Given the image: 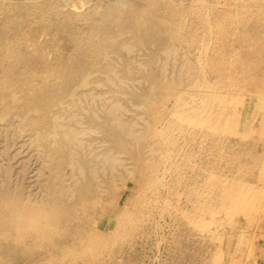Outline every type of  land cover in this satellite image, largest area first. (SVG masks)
I'll return each mask as SVG.
<instances>
[{"label":"rangeland","instance_id":"obj_1","mask_svg":"<svg viewBox=\"0 0 264 264\" xmlns=\"http://www.w3.org/2000/svg\"><path fill=\"white\" fill-rule=\"evenodd\" d=\"M39 1L0 0V17ZM232 1L160 0L157 17L177 5L161 32L175 54L159 44L90 61L44 140L25 85L45 86L55 65L63 81L81 56L69 31L56 42L38 23L25 32L31 61L0 62V264H264V0Z\"/></svg>","mask_w":264,"mask_h":264},{"label":"bare ground","instance_id":"obj_2","mask_svg":"<svg viewBox=\"0 0 264 264\" xmlns=\"http://www.w3.org/2000/svg\"><path fill=\"white\" fill-rule=\"evenodd\" d=\"M132 1L133 0H124V2H122L120 4H116V3L99 2L97 0H71V3L69 1L68 2L70 3L69 5L72 7V11L68 12V13H62V12L57 11L55 9V4H54L53 0H43V1L36 2V3H26L22 6L23 7L22 10L20 9L19 12H17V11L12 12V13L8 12L6 14L5 18L0 17V20L4 19L0 23V62L8 61L11 65V67L18 69L19 65L21 66L23 63H29L31 61L32 58H31V55L29 53V48H30V46H35V39L32 38V40H30V43H28V42H26L24 35H25V32L27 30H31L33 28L34 23H38L44 29H47V30L53 32V41L54 42H56L59 32L69 31L71 36H72V39H73V41L77 47V51L79 52V54L81 56L78 58L74 57V63L75 64L73 65L72 68H70V70L68 72V76L64 77L63 81H61L59 83L55 81V79L58 77L57 74H60V70H59L60 68L58 67V65H55V66H49L48 67V70L46 73L47 77L44 78V82L41 83V84H44L45 86H41V87L36 86L37 83H35L32 80L27 81V83L25 85V87L27 89H24L23 91H25V93L29 95V99L23 100L22 105L24 108L29 110V112L31 111V109L39 112L37 116L33 117L32 120H30V123L37 129L38 132L41 133L40 138L42 140H44L46 138L48 128H51L52 126L56 127V129L59 128V121L60 120L59 119H57L59 121L56 120V113L52 112L53 106L58 105L59 110L62 111L65 109L67 102H71V104H72L80 96V93L78 91V87L80 84L74 83L72 81L73 76L75 74H78L81 69L87 68L86 65H88L90 61L92 62V60H96V58H106L112 62L118 61L121 59H123L127 62H130L131 60H133V57L129 56V58L126 59L127 56L125 55V53L134 54V51H136L138 48H147V47L152 46V45L158 46L159 44L162 45V47L166 50L167 53L171 54L175 51V48L173 45H171V47H170L169 44H162L161 43V32H164L163 34H165V33L170 34L171 31L173 29H175L174 27L176 25L174 26V24H173L174 22H172V19H173L172 17H176L175 15H176L177 10H175V7L177 5L174 7V9H173V7H171L172 5L170 6V8L166 7V5H165V8H169V12H170L169 17L167 16L168 18H161V17H157L156 14L154 13V10L156 8H158V6H160V0H146L148 2V4L145 6H138V5H136V3H133ZM166 1L168 4H173L172 2L171 3L169 2L171 0H165V3H166ZM230 1L231 0H229V2ZM246 1L259 2V0H246ZM138 2H137V4H139ZM85 3H91V4L85 10H82L81 7ZM177 9H179V7ZM180 10H182V9L180 8ZM207 13H208V11H207ZM205 17L208 18L207 14L205 15ZM230 17L232 18L231 15H230ZM234 18H232V19H234ZM237 18H239V17H237ZM234 20H233V22H234ZM239 20H241V18ZM231 21L232 20H230L229 23ZM237 22H238V20H237ZM179 23H178V25H179ZM176 24H177V22H176ZM236 25L233 27L234 28L237 27ZM227 26H228V24H227ZM245 27H246V25H245ZM184 28H185V26H184ZM220 28H218V30H217L218 33H219ZM259 28L260 27H258V29ZM222 29H225V28H222ZM227 29H230V28L227 27ZM231 31H230V33H232ZM209 32H211V31H209ZM241 32H242V29H241ZM249 32H254V31H249ZM183 33H184V30H183ZM214 33H216V32L214 31ZM220 33H221L220 35L223 34L222 32H220ZM236 33H238V32L236 31ZM172 35H177V34H172ZM209 35L210 34H208V36ZM227 35H225V36L227 37ZM261 35L263 36L264 34H261ZM261 35H260V38L262 37ZM247 36H249V35H247ZM258 36H259V32H258ZM248 39L249 38H246V40H248ZM249 41H250V39H249ZM253 43H255L254 47H256L257 43L256 42H253ZM218 46H220V45H218ZM218 46H215V47H218ZM221 46H222V44H221ZM220 47H219V50H220ZM213 48H211V49H213ZM259 48L260 47H258L256 49L259 50ZM262 49L260 48L261 53L264 52V50L262 51ZM222 50H224V48L223 49L221 48V52H222ZM260 50H259V52H260ZM176 51L178 52L177 49H176ZM230 51H232V50H229L228 52H230ZM182 52H184V51H182ZM256 52H254L255 55H256ZM170 54H167V55L170 57ZM173 54H175V52ZM218 54H219V52H218ZM222 54H224V53H222ZM258 54H260V53H258ZM167 55H166V57H167ZM183 55H181V56H183ZM211 55H214V54H211ZM234 55H235V52L233 50V57H231V52H230V57L233 59L235 57ZM249 55H251V54H249ZM252 55L254 56L253 53H252ZM39 56H40V58H42L41 55H39ZM174 56L176 57V55H174ZM220 56H221V53H220ZM251 56H249V57H251ZM204 57H207V56L204 55ZM216 57H218V56H216ZM225 57H227L226 54L224 55V58ZM228 57H229V55H228ZM199 58H200V56H199ZM231 58H230V60H232ZM239 58L240 57H238V59ZM257 58L256 59L253 58V59L257 60ZM259 58H261V57H259ZM259 58H258V60H259ZM58 59L60 60L61 58L58 56ZM245 59H247V56L245 57ZM235 60H237V57L235 58ZM235 60L233 59L232 62H234ZM242 60H244V59H242ZM250 60H251V58H250ZM260 60H263V59H260ZM166 61H167V59H166ZM227 61H229V60H227ZM238 61H241V60L239 59ZM238 61H237V63H239ZM112 62L108 63L109 68H111ZM217 62H214L215 65ZM224 62H225V60L223 61V64H224ZM245 62H244V64H246ZM170 63H172V62H170ZM220 63H219V66H220ZM242 63H240V64H242ZM249 63H248V66H249ZM259 63L261 64L260 61H259ZM235 64H236V61H235ZM251 64H253V63H251ZM254 64H253V67H254ZM221 65H222V63H221ZM231 65H233V64H231ZM217 66H218V64H217ZM219 66L217 68H219ZM233 66H231V68ZM235 67H233V69ZM243 68H244V66H243ZM248 68H245V70L247 69V71H248ZM238 69H239V67H238ZM188 70H187V72H188ZM217 71H218V69H217ZM219 71H221V70H219ZM69 73H71V74L69 75ZM247 76H249V75H247ZM203 80L204 79H202V82H203ZM58 84H61V85H58ZM166 84L167 83H165V86H166ZM167 85L170 86L169 84H167ZM162 86H164V85H162ZM198 88L199 87H197V89ZM206 90H207V87H206ZM102 96L100 95V97H102ZM20 100H21V97H16L15 99L13 98L11 100V102L13 104H16L17 102L20 103ZM148 100H149V98H148ZM113 105H114V103H113ZM117 106L120 107V105H118V104H117ZM7 107H9L8 110L12 109V105H8ZM112 107H110V109ZM151 107H153V106H151ZM67 108H68V106H67ZM108 112H109V110H108ZM110 113H111V111H110ZM61 125H60V127H62ZM59 130H60V128H59ZM70 130H71V128H70ZM45 132H46V134H45ZM53 132H54V130H53ZM53 132H52V134H53ZM55 133H56V131H55ZM77 133H78V130H77ZM77 133H75V136ZM72 135H74V134L71 133V138H72ZM65 137H67V136H65ZM72 140H73V138H72ZM76 140H77V142L79 141L78 139H76ZM45 145H47V143ZM56 155L54 156V158L57 160H60L61 159L60 154H56ZM108 156H109V154H108Z\"/></svg>","mask_w":264,"mask_h":264}]
</instances>
